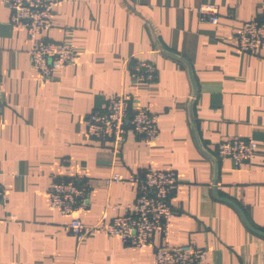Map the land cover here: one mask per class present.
I'll list each match as a JSON object with an SVG mask.
<instances>
[{
    "label": "crops",
    "instance_id": "1",
    "mask_svg": "<svg viewBox=\"0 0 264 264\" xmlns=\"http://www.w3.org/2000/svg\"><path fill=\"white\" fill-rule=\"evenodd\" d=\"M203 3L218 7L216 25L199 21ZM9 18L0 6V264H154L158 235L138 249L102 234L78 242L47 193L53 180L85 176L88 207L76 217L92 226L107 207L110 220L136 197L132 184L105 180L147 168L179 180L170 197L171 247L204 249L206 264H264V237L226 202L264 233V48L240 53L235 40L244 23L264 19V0H54L42 38L75 55L48 79L30 62L36 40ZM129 59L153 63L156 81L135 83ZM116 95L158 116L152 143L128 131L113 154L87 135L85 116ZM233 138L257 144L240 168L217 156Z\"/></svg>",
    "mask_w": 264,
    "mask_h": 264
},
{
    "label": "built area",
    "instance_id": "2",
    "mask_svg": "<svg viewBox=\"0 0 264 264\" xmlns=\"http://www.w3.org/2000/svg\"><path fill=\"white\" fill-rule=\"evenodd\" d=\"M53 5L54 0H0V6L10 12L9 23L24 28L31 39L36 40L29 51V58L43 79L50 78L55 71L70 65L75 55L74 50L66 44L42 38L43 32L51 27ZM218 11L216 5L201 4L197 8L199 21L216 25ZM235 40L240 53H256L264 48V19L244 23ZM127 62L135 83L149 85L156 81L153 63L138 59H129ZM2 99L0 85V113ZM84 124L87 135L102 144L108 143L113 154L120 152L128 131L145 144L152 143L159 133L158 116L148 107L134 106L125 95L110 98L103 112L87 114ZM256 149L257 144L251 138H233L218 145L217 156L230 160L234 168H240L251 162ZM124 181L134 186L135 200L123 207L122 214L110 220L108 207L101 219L92 226L83 224L76 217L78 212L88 207L92 188L89 179L79 174L49 183V208L70 218L67 230L78 242L102 234L117 237L127 248L138 249L151 245L154 236L158 235L161 245L155 250L154 264H206L204 249L193 245L173 248L168 244L169 222L173 216L170 197L179 183L176 173L147 168L142 174H132L127 178L113 174L105 183L109 185ZM4 202L5 188L0 183V208Z\"/></svg>",
    "mask_w": 264,
    "mask_h": 264
},
{
    "label": "water",
    "instance_id": "3",
    "mask_svg": "<svg viewBox=\"0 0 264 264\" xmlns=\"http://www.w3.org/2000/svg\"><path fill=\"white\" fill-rule=\"evenodd\" d=\"M189 77H190V81L192 82V85H194V82H193V79H192L191 75H189ZM226 202L229 203L231 206H233L235 209H237V211L239 212L241 218L243 219L244 223L246 224L247 228H248L250 231H252V232H254V233H256V234H259V235H261V236L264 237V233H261V232H259V231H256L255 229H253V228L248 224V222L246 221V219H245V217H244L243 212L241 211V209H239V208L237 207L236 204H234V203H232L231 201H228V200H227Z\"/></svg>",
    "mask_w": 264,
    "mask_h": 264
}]
</instances>
